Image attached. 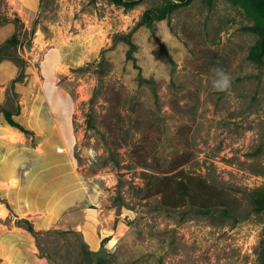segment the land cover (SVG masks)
Returning a JSON list of instances; mask_svg holds the SVG:
<instances>
[{"label":"rangeland","instance_id":"obj_1","mask_svg":"<svg viewBox=\"0 0 264 264\" xmlns=\"http://www.w3.org/2000/svg\"><path fill=\"white\" fill-rule=\"evenodd\" d=\"M5 1L0 104L20 105L14 118L32 132L0 112V167H25L54 137L52 158L67 154L91 196L93 237L38 229L0 193V245L24 242L46 264H261L264 211L251 193L264 188V51L260 61L250 54L264 39V9L188 0L139 25L168 0ZM217 66L233 78L225 92L211 84ZM179 171L231 193L239 210L175 208L148 192L147 174Z\"/></svg>","mask_w":264,"mask_h":264},{"label":"crops","instance_id":"obj_2","mask_svg":"<svg viewBox=\"0 0 264 264\" xmlns=\"http://www.w3.org/2000/svg\"><path fill=\"white\" fill-rule=\"evenodd\" d=\"M53 139L43 142L37 153H31L30 163L25 167H21L19 159L0 167V193L14 203L20 216L31 218L38 229L69 225L92 241L87 208H83L91 196L83 187H78L79 181L74 178L72 161L67 154L59 151L61 157L52 158L48 147L51 145L52 153L58 154L59 143ZM3 244L7 245H0L2 264H46L33 248L27 251L24 242Z\"/></svg>","mask_w":264,"mask_h":264},{"label":"trees","instance_id":"obj_3","mask_svg":"<svg viewBox=\"0 0 264 264\" xmlns=\"http://www.w3.org/2000/svg\"><path fill=\"white\" fill-rule=\"evenodd\" d=\"M117 3H122L123 5H134L137 0H114ZM188 0H168V5L161 6L159 8L148 9L142 21L139 22V25L148 23L154 18L162 19L171 13L176 6L180 3H184ZM5 0H0V10L1 5ZM245 6L249 10L259 11L264 9V0H244ZM7 43L17 44L18 37L13 35L7 39ZM131 41H129L130 43ZM262 46V47H260ZM257 48H261L264 51V39L259 40L254 49L252 50L250 57L258 61L261 60V53L257 52ZM4 56L0 45V59ZM10 56V55H9ZM14 56V55H13ZM14 57H19L15 55ZM20 58V57H19ZM15 80H13L14 83ZM20 105L16 109H11L3 104H0V112L4 113L7 123L15 128L20 129L25 134H29L32 131L27 129L19 121L15 120L14 115L19 114ZM148 175V192L151 195H160L162 197V202L164 205L171 207H178L183 205L185 202H190L193 205L198 206L201 213H208L213 208H219L223 213L227 215H232L237 212L240 208L239 199L233 196L231 193L226 190L220 189L212 184H210L205 178L197 177L193 175H187L183 171L177 173L166 174L162 177H158L154 174ZM153 178L157 179L155 184L150 185L149 182ZM175 190V194L172 192ZM251 199L253 204V209L257 212L264 211V188L259 187L254 189L251 193ZM28 223V230L35 232V228L32 223ZM260 261L261 264H264V238L260 243Z\"/></svg>","mask_w":264,"mask_h":264},{"label":"clouds","instance_id":"obj_4","mask_svg":"<svg viewBox=\"0 0 264 264\" xmlns=\"http://www.w3.org/2000/svg\"><path fill=\"white\" fill-rule=\"evenodd\" d=\"M211 72V84L216 91L225 92L232 87V75L224 68L217 66L211 69Z\"/></svg>","mask_w":264,"mask_h":264}]
</instances>
